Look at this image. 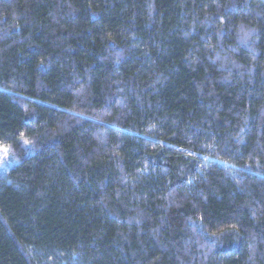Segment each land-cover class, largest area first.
<instances>
[{
    "label": "trees",
    "instance_id": "1",
    "mask_svg": "<svg viewBox=\"0 0 264 264\" xmlns=\"http://www.w3.org/2000/svg\"><path fill=\"white\" fill-rule=\"evenodd\" d=\"M4 148L0 264H264V0H0Z\"/></svg>",
    "mask_w": 264,
    "mask_h": 264
},
{
    "label": "rangeland",
    "instance_id": "2",
    "mask_svg": "<svg viewBox=\"0 0 264 264\" xmlns=\"http://www.w3.org/2000/svg\"><path fill=\"white\" fill-rule=\"evenodd\" d=\"M5 154L0 152V168L2 167L1 165L3 164V161L5 160Z\"/></svg>",
    "mask_w": 264,
    "mask_h": 264
},
{
    "label": "snow or ice",
    "instance_id": "3",
    "mask_svg": "<svg viewBox=\"0 0 264 264\" xmlns=\"http://www.w3.org/2000/svg\"><path fill=\"white\" fill-rule=\"evenodd\" d=\"M25 143H28V141H25ZM2 151L5 153V155L7 154V148H4V149H2Z\"/></svg>",
    "mask_w": 264,
    "mask_h": 264
}]
</instances>
